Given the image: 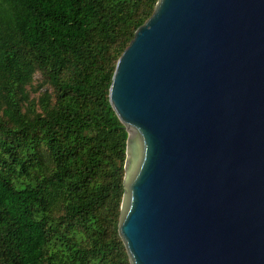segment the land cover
Wrapping results in <instances>:
<instances>
[{
    "label": "water",
    "instance_id": "95a60500",
    "mask_svg": "<svg viewBox=\"0 0 264 264\" xmlns=\"http://www.w3.org/2000/svg\"><path fill=\"white\" fill-rule=\"evenodd\" d=\"M108 99L130 264H264V0H157Z\"/></svg>",
    "mask_w": 264,
    "mask_h": 264
},
{
    "label": "trees",
    "instance_id": "16d2710c",
    "mask_svg": "<svg viewBox=\"0 0 264 264\" xmlns=\"http://www.w3.org/2000/svg\"><path fill=\"white\" fill-rule=\"evenodd\" d=\"M157 0H0V264H130L108 92Z\"/></svg>",
    "mask_w": 264,
    "mask_h": 264
}]
</instances>
